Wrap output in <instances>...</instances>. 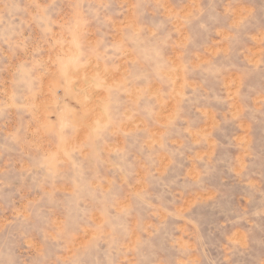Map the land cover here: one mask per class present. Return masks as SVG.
Here are the masks:
<instances>
[{"label":"rangeland","instance_id":"rangeland-1","mask_svg":"<svg viewBox=\"0 0 264 264\" xmlns=\"http://www.w3.org/2000/svg\"><path fill=\"white\" fill-rule=\"evenodd\" d=\"M0 264H264V0H0Z\"/></svg>","mask_w":264,"mask_h":264}]
</instances>
